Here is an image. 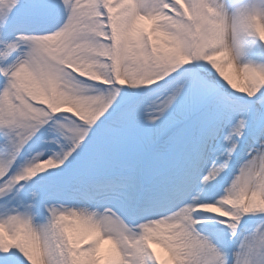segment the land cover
<instances>
[{
    "label": "snow or ice",
    "instance_id": "6c2138e0",
    "mask_svg": "<svg viewBox=\"0 0 264 264\" xmlns=\"http://www.w3.org/2000/svg\"><path fill=\"white\" fill-rule=\"evenodd\" d=\"M0 264H264V0H0Z\"/></svg>",
    "mask_w": 264,
    "mask_h": 264
},
{
    "label": "rangeland",
    "instance_id": "374dc122",
    "mask_svg": "<svg viewBox=\"0 0 264 264\" xmlns=\"http://www.w3.org/2000/svg\"><path fill=\"white\" fill-rule=\"evenodd\" d=\"M226 71H227V74L230 76V78L233 80L234 83H236L238 86H242L243 85L242 79H240L238 76H236L230 69H228ZM104 247L107 248L108 246L105 245ZM156 250H157V252L160 253V255H161V257L163 259H166L167 258V254L164 252L163 249L156 248Z\"/></svg>",
    "mask_w": 264,
    "mask_h": 264
}]
</instances>
